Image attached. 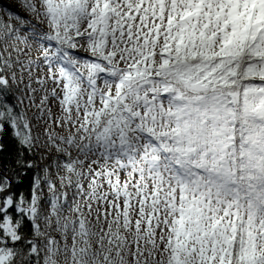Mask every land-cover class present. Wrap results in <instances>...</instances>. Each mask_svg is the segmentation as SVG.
<instances>
[{
	"label": "snow or ice",
	"instance_id": "1",
	"mask_svg": "<svg viewBox=\"0 0 264 264\" xmlns=\"http://www.w3.org/2000/svg\"><path fill=\"white\" fill-rule=\"evenodd\" d=\"M0 264H264V0H0Z\"/></svg>",
	"mask_w": 264,
	"mask_h": 264
},
{
	"label": "rangeland",
	"instance_id": "2",
	"mask_svg": "<svg viewBox=\"0 0 264 264\" xmlns=\"http://www.w3.org/2000/svg\"><path fill=\"white\" fill-rule=\"evenodd\" d=\"M4 3H11V0H4ZM15 6V5H13Z\"/></svg>",
	"mask_w": 264,
	"mask_h": 264
},
{
	"label": "trees",
	"instance_id": "3",
	"mask_svg": "<svg viewBox=\"0 0 264 264\" xmlns=\"http://www.w3.org/2000/svg\"><path fill=\"white\" fill-rule=\"evenodd\" d=\"M3 2H4V0H3Z\"/></svg>",
	"mask_w": 264,
	"mask_h": 264
}]
</instances>
